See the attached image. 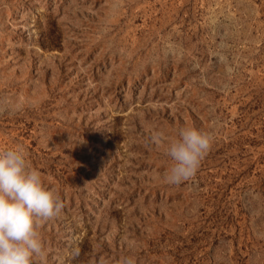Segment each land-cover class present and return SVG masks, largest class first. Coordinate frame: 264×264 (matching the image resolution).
<instances>
[{"label": "rangeland", "instance_id": "374dc122", "mask_svg": "<svg viewBox=\"0 0 264 264\" xmlns=\"http://www.w3.org/2000/svg\"><path fill=\"white\" fill-rule=\"evenodd\" d=\"M184 127L214 143L170 185L152 137ZM21 146L65 203L36 264H264V0H0V150Z\"/></svg>", "mask_w": 264, "mask_h": 264}, {"label": "clouds", "instance_id": "9594fccd", "mask_svg": "<svg viewBox=\"0 0 264 264\" xmlns=\"http://www.w3.org/2000/svg\"><path fill=\"white\" fill-rule=\"evenodd\" d=\"M217 60L231 74L228 58L218 54ZM152 138L158 145L167 143L172 163L163 179L170 185L193 179L214 143L212 132L195 127L180 129L175 139L169 140L163 131ZM64 207L58 189L47 186L40 171L30 166L22 146L0 150V264H36L45 254L39 226L60 216Z\"/></svg>", "mask_w": 264, "mask_h": 264}]
</instances>
